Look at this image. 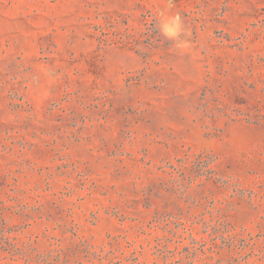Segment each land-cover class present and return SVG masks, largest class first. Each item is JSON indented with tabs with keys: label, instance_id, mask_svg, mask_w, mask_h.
Wrapping results in <instances>:
<instances>
[{
	"label": "rangeland",
	"instance_id": "rangeland-1",
	"mask_svg": "<svg viewBox=\"0 0 264 264\" xmlns=\"http://www.w3.org/2000/svg\"><path fill=\"white\" fill-rule=\"evenodd\" d=\"M0 264H264V0H0Z\"/></svg>",
	"mask_w": 264,
	"mask_h": 264
},
{
	"label": "clouds",
	"instance_id": "clouds-1",
	"mask_svg": "<svg viewBox=\"0 0 264 264\" xmlns=\"http://www.w3.org/2000/svg\"><path fill=\"white\" fill-rule=\"evenodd\" d=\"M165 35L168 37H175L180 32V23L178 20L173 19L170 22H165L162 28Z\"/></svg>",
	"mask_w": 264,
	"mask_h": 264
}]
</instances>
